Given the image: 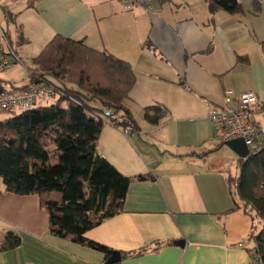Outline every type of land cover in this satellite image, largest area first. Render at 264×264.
I'll use <instances>...</instances> for the list:
<instances>
[{
	"label": "crops",
	"instance_id": "crops-1",
	"mask_svg": "<svg viewBox=\"0 0 264 264\" xmlns=\"http://www.w3.org/2000/svg\"><path fill=\"white\" fill-rule=\"evenodd\" d=\"M239 2L242 10L230 14L210 12L206 0H144L129 7L121 0H0L11 62L0 71L8 81L0 77V84L9 83V90L20 92L15 88L30 82L31 59L56 34L132 67L128 102L136 129L125 136L105 121L97 150L122 174L149 178L133 181L124 211L85 236L120 255L161 246L114 264L248 262L255 220L242 208L230 209L233 153L213 140L207 118L208 110L235 108L238 95L252 91L255 118L264 126V0ZM22 69L27 80L19 86L15 75ZM149 106L165 109L155 124L143 118ZM47 225L37 195L8 192L0 180V264H104L102 252L54 236ZM8 232L20 241L3 249Z\"/></svg>",
	"mask_w": 264,
	"mask_h": 264
},
{
	"label": "trees",
	"instance_id": "trees-1",
	"mask_svg": "<svg viewBox=\"0 0 264 264\" xmlns=\"http://www.w3.org/2000/svg\"><path fill=\"white\" fill-rule=\"evenodd\" d=\"M210 12L230 14L242 10L239 0H206ZM7 37L4 29H0ZM8 38V37H7ZM21 35L18 42H21ZM4 53L0 52V60ZM30 82L15 89L24 90L31 83L47 82L58 91L49 104L9 113L0 120V178L5 190L16 195H37L46 211L48 230L57 237L102 252L107 259L110 249L92 241L85 233L103 221L124 211L129 185L149 178L147 174L126 176L98 150V140L105 121L125 136L136 126L131 117L128 93L134 84L129 62L83 41L56 34L31 59ZM1 85V84H0ZM89 101H98L100 108ZM105 109L130 122L112 124L103 115ZM165 113L160 106L142 111L149 123H157ZM6 114V113H4ZM238 176L228 175L232 208L259 218L260 230L254 234V246L264 262V138L239 158ZM59 194L55 198L54 194ZM19 237L8 232L1 244L9 249L19 244ZM159 242L121 255L130 258L159 248ZM250 250V249H249Z\"/></svg>",
	"mask_w": 264,
	"mask_h": 264
},
{
	"label": "built area",
	"instance_id": "built-area-1",
	"mask_svg": "<svg viewBox=\"0 0 264 264\" xmlns=\"http://www.w3.org/2000/svg\"><path fill=\"white\" fill-rule=\"evenodd\" d=\"M127 7L135 3H144V0H121ZM8 41L4 33L0 30V52L4 53L0 60V71L9 70L11 62L8 60L4 51V45ZM10 50L9 53H11ZM62 94L57 88L44 81L31 83L20 92H12L8 88L0 85V113H13L16 111L32 108L36 104L43 103L48 98ZM233 92L230 89L225 90V102L231 101ZM237 106L229 108H212L208 110L207 118L213 127V140L218 144H224L226 141L235 138H242L246 146L255 148L257 143L264 135V126L255 118L257 107V97L252 91H246L238 95ZM103 115L111 119L112 124L126 122L124 133L128 134L131 130L130 122L119 115H114L110 110L105 109ZM247 264H264L261 257L253 247L248 252Z\"/></svg>",
	"mask_w": 264,
	"mask_h": 264
},
{
	"label": "rangeland",
	"instance_id": "rangeland-1",
	"mask_svg": "<svg viewBox=\"0 0 264 264\" xmlns=\"http://www.w3.org/2000/svg\"><path fill=\"white\" fill-rule=\"evenodd\" d=\"M20 72H21V74L17 72L16 75H15L16 78H17L16 84L19 85V86L24 84L26 82V80H27L26 70L22 69ZM0 77H2L4 80H7L8 79V73L7 72H0ZM4 87L10 89L9 83L5 82L4 83ZM10 91L14 92V90H10ZM54 98L55 97L48 98L45 101H43L42 104H45V105L49 104V103H51L54 100ZM89 103H90L91 106L98 107V108L101 107L98 101H89ZM8 116H10V114L0 113V120L5 119ZM222 146L225 147V149H227V151H231V153H233V160H229L228 161L229 162L228 171H229L230 175L238 176L239 172H240V166L238 164V162H239L238 156H236V154L232 150H230L229 147H227L225 144H222ZM0 180H1V178H0ZM53 196L55 198H58L59 194L55 193ZM254 220H255L256 230L259 231L260 228H261V222H260L259 218H257V217H255Z\"/></svg>",
	"mask_w": 264,
	"mask_h": 264
},
{
	"label": "water",
	"instance_id": "water-1",
	"mask_svg": "<svg viewBox=\"0 0 264 264\" xmlns=\"http://www.w3.org/2000/svg\"><path fill=\"white\" fill-rule=\"evenodd\" d=\"M240 158H246L249 154V148L246 146L242 138H235L224 143ZM175 244L182 246L184 243L182 240L176 241ZM121 255L118 251L111 250L109 257L105 260L104 264H114L120 261Z\"/></svg>",
	"mask_w": 264,
	"mask_h": 264
}]
</instances>
